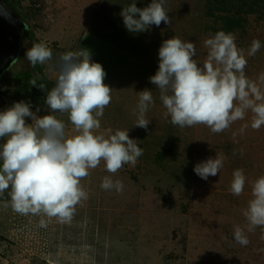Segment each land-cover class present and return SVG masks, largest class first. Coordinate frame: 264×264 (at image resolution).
Listing matches in <instances>:
<instances>
[{"label":"rangeland","instance_id":"obj_1","mask_svg":"<svg viewBox=\"0 0 264 264\" xmlns=\"http://www.w3.org/2000/svg\"><path fill=\"white\" fill-rule=\"evenodd\" d=\"M11 1L25 15L31 40L22 36L23 52L4 76L10 79L17 69H31L25 52L34 43H46L53 61L63 52L87 50L91 60L103 67L104 83L113 89L98 133L128 129L143 154L135 166L125 164L115 174L106 171L103 161L90 170L81 181L89 198L76 206L70 223L53 218L47 220V227H40L41 217L20 215L0 205L5 208L0 212L4 214L0 264H264V229L248 232L242 215L250 199V182L264 175V126L252 129L248 113L220 133L204 125L179 128L165 118L159 90L149 81L158 70L159 47L173 36L195 44L198 63L206 59L203 42L215 32L207 27L211 20L205 16V0H166L171 23L138 33L129 32L120 15L123 7L138 0ZM149 3L135 4L144 8ZM241 28L229 33L244 50L245 74L256 80L264 74V17L248 15L244 33ZM110 37L121 49L108 43ZM253 39L260 40L262 47L249 57L247 49ZM127 44H133L136 53ZM46 77L55 83L50 74ZM143 90L152 91L154 99L145 114L150 120L147 130L134 126V109ZM14 102L11 85L2 86L0 112ZM35 113L39 117L49 114L48 106ZM53 114L65 122L66 133L71 135L67 114ZM25 122L31 124V118ZM244 124L249 126L241 133ZM0 143H4L2 138ZM215 155L224 157L218 175L207 180L198 177L194 166ZM237 169L247 178L240 196L229 191ZM105 176L122 181L123 191L103 190L100 185ZM0 199L10 198L5 192ZM237 225L245 228L247 246L233 238Z\"/></svg>","mask_w":264,"mask_h":264},{"label":"clouds","instance_id":"obj_2","mask_svg":"<svg viewBox=\"0 0 264 264\" xmlns=\"http://www.w3.org/2000/svg\"><path fill=\"white\" fill-rule=\"evenodd\" d=\"M165 4L166 0H151L144 8L135 3L123 7L120 15L125 28L138 33L162 22L169 25ZM235 41V35L224 31L209 34L203 42L207 56L202 63L194 59L193 42L174 36L162 42L158 70L149 81L159 90L165 118H170L172 125H204L220 133L251 113V128L264 126V74L256 80L248 78L244 50ZM261 47V41L253 39L247 56H254ZM25 58L33 67L45 66L55 84L48 90L45 84L37 86L35 79L30 81L46 92L49 114L37 116L30 110V102L24 101L0 112V138L4 140L0 143V197L7 192L10 199L4 201V207L20 215L41 217L40 227H47V220L53 218L70 223L76 206L89 198L81 181L90 170L103 161L106 171L115 174L125 164L135 166L143 150L129 137L128 129L98 133L113 89L104 83L103 67L91 60L87 50L63 52L53 61L51 48L39 42L26 50ZM153 103L152 91L138 93L135 127L147 130L150 120L145 114ZM53 113L67 114L71 135L66 133L65 122ZM26 117L31 118V124H26ZM248 126L242 125L240 132ZM223 162V155H215L197 163L193 171L207 180L218 175ZM246 180L243 170H235L229 191L240 196ZM100 187L120 193L124 185L105 176ZM242 215L248 232L264 229V175L250 182V199ZM233 238L241 246L249 243L245 228L238 225L234 226Z\"/></svg>","mask_w":264,"mask_h":264},{"label":"trees","instance_id":"obj_3","mask_svg":"<svg viewBox=\"0 0 264 264\" xmlns=\"http://www.w3.org/2000/svg\"><path fill=\"white\" fill-rule=\"evenodd\" d=\"M2 2L20 19H25V15H22L17 10L11 0H2ZM135 3L141 5L140 0ZM205 11L207 20H211V23L207 26L211 33H216L217 31L229 33L231 32L230 30H234L235 28L240 29L241 27V32L244 33L248 15L255 14L259 18L264 17V0H205ZM27 29L28 26L26 25L22 36H26L27 39L31 40V32ZM101 38L104 39L103 37ZM107 41L111 45L120 48L119 42L114 38L110 37ZM129 46L131 47L129 49L130 52L132 54L136 53L135 46L133 44ZM22 52V49H20L19 56ZM33 79L36 80L37 86L43 83L48 90L54 87L55 84L53 81L47 79L46 74L43 72V65L38 64L35 67L31 66L30 70L17 69L10 79L3 74L0 77V88L11 85L13 101L30 102L31 111L35 112L37 108L41 111L45 106L46 92L42 91L39 87L32 86L30 81Z\"/></svg>","mask_w":264,"mask_h":264},{"label":"water","instance_id":"obj_4","mask_svg":"<svg viewBox=\"0 0 264 264\" xmlns=\"http://www.w3.org/2000/svg\"><path fill=\"white\" fill-rule=\"evenodd\" d=\"M26 23L0 0V77L17 60Z\"/></svg>","mask_w":264,"mask_h":264},{"label":"crops","instance_id":"obj_5","mask_svg":"<svg viewBox=\"0 0 264 264\" xmlns=\"http://www.w3.org/2000/svg\"><path fill=\"white\" fill-rule=\"evenodd\" d=\"M0 205L4 206V201L2 200V202H1V199H0ZM1 208H2V210H1ZM4 209H5V208H4ZM4 209H3V207H0V212H1V213L4 212ZM2 216H4V214H3ZM2 216L0 215V218H1ZM0 223H1V221H0Z\"/></svg>","mask_w":264,"mask_h":264}]
</instances>
